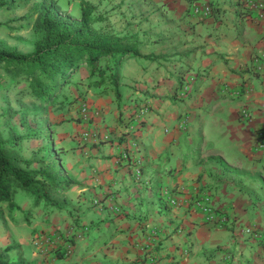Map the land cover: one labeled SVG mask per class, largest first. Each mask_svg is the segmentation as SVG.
I'll return each instance as SVG.
<instances>
[{
  "label": "crops",
  "instance_id": "obj_1",
  "mask_svg": "<svg viewBox=\"0 0 264 264\" xmlns=\"http://www.w3.org/2000/svg\"><path fill=\"white\" fill-rule=\"evenodd\" d=\"M108 2L141 56L76 128L81 202L143 224L114 241L123 263L264 264V16L245 0Z\"/></svg>",
  "mask_w": 264,
  "mask_h": 264
},
{
  "label": "rangeland",
  "instance_id": "obj_2",
  "mask_svg": "<svg viewBox=\"0 0 264 264\" xmlns=\"http://www.w3.org/2000/svg\"><path fill=\"white\" fill-rule=\"evenodd\" d=\"M8 1L11 7L0 8V48L24 53L31 50L35 39L32 24L42 4L50 5L57 17L78 23L81 8L90 3L95 7L93 16L99 19L94 24L96 28L116 36L129 34L124 29L123 17L110 15L112 6L108 0ZM86 70L82 67L76 71L61 94L44 103L23 94L27 85L12 82L0 71V138L13 140L7 143L9 153L30 161L29 170L41 169L52 161L56 164L57 178L73 184L66 192L51 194L52 199L63 201L61 210L51 208V204L42 199L36 203L23 190L12 186L10 201L0 202V254L11 264H134L142 261L135 257L123 263L121 246L114 241L132 234L133 227L140 228L143 224H106L112 218L126 216L125 213L117 214L111 207L107 210L96 195H88L84 202L80 200L74 142L80 134L76 128L81 119L89 118L91 99L103 95L100 89L89 86ZM107 86L105 91L111 89L110 84ZM81 108L86 110L83 116ZM146 255L142 256L143 260Z\"/></svg>",
  "mask_w": 264,
  "mask_h": 264
},
{
  "label": "trees",
  "instance_id": "obj_3",
  "mask_svg": "<svg viewBox=\"0 0 264 264\" xmlns=\"http://www.w3.org/2000/svg\"><path fill=\"white\" fill-rule=\"evenodd\" d=\"M8 0H0V8H9ZM95 7L86 3L78 23H69L57 17L50 5L42 4L32 30L34 41L29 52L0 48V71L12 82L27 85L24 92L44 103L63 91L71 76L85 67L90 78L89 86L104 94L107 85L117 87L121 62L130 56H141L136 34L116 36L94 26ZM145 57V56H144ZM26 91V92H25ZM26 94V95H27ZM13 140L0 138V202L10 201L12 186L23 190L36 203L40 199L61 210L63 201L52 199L51 194L63 193L73 186L57 178L56 164L52 161L36 170L27 169L30 161L9 153L7 143ZM0 264H11L0 254ZM20 264V263H12Z\"/></svg>",
  "mask_w": 264,
  "mask_h": 264
},
{
  "label": "built area",
  "instance_id": "obj_4",
  "mask_svg": "<svg viewBox=\"0 0 264 264\" xmlns=\"http://www.w3.org/2000/svg\"><path fill=\"white\" fill-rule=\"evenodd\" d=\"M245 6L249 11H251L255 14L256 19H262L263 18V16H264V0H245ZM192 11L194 14L203 13L204 15H207L210 13V8L206 7L204 9H200L197 6H194ZM262 67L264 68V60H262V62H260V65H257L256 70L261 71ZM80 111L82 114L86 113L85 108H81ZM184 123H185V121H182L179 124V127L183 128ZM260 138L263 140L261 142V146L263 147L264 146V132L261 133ZM248 232H249V230H248Z\"/></svg>",
  "mask_w": 264,
  "mask_h": 264
},
{
  "label": "clouds",
  "instance_id": "obj_5",
  "mask_svg": "<svg viewBox=\"0 0 264 264\" xmlns=\"http://www.w3.org/2000/svg\"><path fill=\"white\" fill-rule=\"evenodd\" d=\"M83 115H85V114H82V116H83ZM84 137H85V135H84Z\"/></svg>",
  "mask_w": 264,
  "mask_h": 264
}]
</instances>
